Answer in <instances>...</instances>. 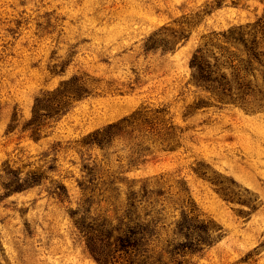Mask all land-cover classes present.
<instances>
[{
    "label": "rangeland",
    "instance_id": "1",
    "mask_svg": "<svg viewBox=\"0 0 264 264\" xmlns=\"http://www.w3.org/2000/svg\"><path fill=\"white\" fill-rule=\"evenodd\" d=\"M239 26L264 54V0H0V264H98L76 222L130 219L151 264H264V55ZM198 50L235 100L194 83ZM183 219L219 237L172 256Z\"/></svg>",
    "mask_w": 264,
    "mask_h": 264
},
{
    "label": "trees",
    "instance_id": "2",
    "mask_svg": "<svg viewBox=\"0 0 264 264\" xmlns=\"http://www.w3.org/2000/svg\"><path fill=\"white\" fill-rule=\"evenodd\" d=\"M255 27V26H254ZM246 32L242 26L233 28L223 34L227 42L240 44L248 56L247 62L252 59H259L264 54L258 51V43L255 38H246ZM231 57V56H230ZM229 57V58H230ZM212 65L204 57L202 50L196 51L190 61L193 70L192 79L198 86H202L208 91L214 92L219 99L232 98V81L225 73L218 71L217 58ZM236 89L243 93L247 85L241 84L235 79ZM38 104L34 106L33 120L37 119ZM137 220V219H135ZM139 220V219H138ZM93 225H84L76 222L78 229L84 233L86 246L98 264H151V256L147 253L148 236H151L149 224L140 221L129 220L127 223L119 222L114 227H108L103 221L97 224L94 220ZM177 232L184 237V240L172 245L169 253L173 256L184 251L194 252L201 250L202 244H210L219 237L218 228L210 222L183 219L177 224ZM161 262V258L157 259Z\"/></svg>",
    "mask_w": 264,
    "mask_h": 264
}]
</instances>
